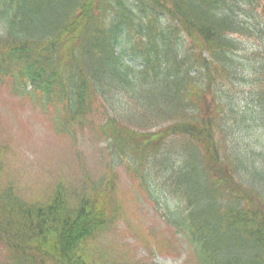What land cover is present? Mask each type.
Listing matches in <instances>:
<instances>
[{"label": "trees", "instance_id": "trees-1", "mask_svg": "<svg viewBox=\"0 0 264 264\" xmlns=\"http://www.w3.org/2000/svg\"><path fill=\"white\" fill-rule=\"evenodd\" d=\"M260 5L0 0V86L51 115L59 133L101 109L110 169L124 164L154 201L162 196L175 227L179 204L166 197L184 199L202 264H264V148L238 140L264 126ZM252 36L259 46L244 55L241 38ZM221 161L225 169L212 168ZM113 176L72 204L59 185L45 203L0 191V264H87L85 244L117 217Z\"/></svg>", "mask_w": 264, "mask_h": 264}, {"label": "rangeland", "instance_id": "rangeland-1", "mask_svg": "<svg viewBox=\"0 0 264 264\" xmlns=\"http://www.w3.org/2000/svg\"><path fill=\"white\" fill-rule=\"evenodd\" d=\"M258 12V19L264 22L263 5ZM241 41L240 51L244 55L253 53V48L259 46L257 37L241 38ZM248 90L249 87L237 86L234 92L242 95L249 93ZM204 98L210 107V93ZM101 111L98 108L70 134L59 133L53 127L51 115L27 99L13 96L7 85L0 86V191L10 188L25 201L45 203L59 185L72 204L94 182L107 177L111 169L106 137L100 130ZM259 127H255L251 136L242 133L238 137L241 146L251 142L255 151L264 148V126L259 123ZM221 137L235 146L237 136ZM212 168L223 170L226 162ZM112 172L117 217L85 244L87 264H202L187 235L163 218L162 196L154 201L124 165ZM220 175L225 185L240 182L234 172ZM256 195L264 199L263 191Z\"/></svg>", "mask_w": 264, "mask_h": 264}]
</instances>
